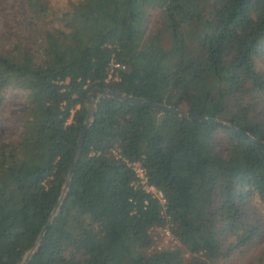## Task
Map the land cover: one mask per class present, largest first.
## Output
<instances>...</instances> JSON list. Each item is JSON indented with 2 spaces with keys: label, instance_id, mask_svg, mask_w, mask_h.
Returning a JSON list of instances; mask_svg holds the SVG:
<instances>
[{
  "label": "trees",
  "instance_id": "trees-1",
  "mask_svg": "<svg viewBox=\"0 0 264 264\" xmlns=\"http://www.w3.org/2000/svg\"><path fill=\"white\" fill-rule=\"evenodd\" d=\"M23 3L26 32L0 45V264H21L36 246L87 95L104 87L235 124L256 141L100 99L69 187L22 264L225 263L253 246L264 233L250 207L264 208V0H69L59 13L51 0ZM111 60L125 69L108 79ZM8 90L26 107L18 137L5 141ZM218 132L226 156L216 150ZM133 161L164 203L133 185ZM165 225L178 247L146 252L151 229ZM243 264H264V246Z\"/></svg>",
  "mask_w": 264,
  "mask_h": 264
},
{
  "label": "rangeland",
  "instance_id": "rangeland-1",
  "mask_svg": "<svg viewBox=\"0 0 264 264\" xmlns=\"http://www.w3.org/2000/svg\"><path fill=\"white\" fill-rule=\"evenodd\" d=\"M69 0H51V4L56 13L62 11ZM149 20L148 31L156 26V14L151 13ZM26 12L23 0H0V45L7 46L11 40L18 36H22L26 32ZM167 36V35H166ZM164 44H169L168 37H164ZM26 107V102L21 92L15 90H8L4 96L3 106L1 107V115L5 118L6 126L1 133V139L5 141L15 140L20 132V124L18 122L19 112ZM227 142L226 136L218 132L216 136V150L222 156H226L225 145ZM252 217L254 219L264 218V208L257 202L251 205ZM153 242L146 252H151L156 249L177 248L179 243L171 233L167 225L151 229ZM264 246V233L256 239L253 246L243 254H236L232 260L223 263L221 261L208 262V264H243L249 258L256 254ZM191 255L188 252L183 253L184 258H189Z\"/></svg>",
  "mask_w": 264,
  "mask_h": 264
},
{
  "label": "water",
  "instance_id": "water-1",
  "mask_svg": "<svg viewBox=\"0 0 264 264\" xmlns=\"http://www.w3.org/2000/svg\"><path fill=\"white\" fill-rule=\"evenodd\" d=\"M105 97H109V98H113V99H117L120 101H127L130 104H132L133 106L136 107H149L152 109H157V110H161V111H173L176 112L180 117L185 118V119H189V120H197L203 123H209V124H219L221 126H225L227 128H230L232 131L242 135L243 137H247L250 138L253 141H256V139L254 138V136L240 128L239 126H236L235 124L232 123H228L226 121L223 120H219L215 117L212 116H208V115H202L193 111H187L185 109H181V108H177L175 106L172 105H167L164 103H158L155 101H150V100H143V99H139L131 94H127L124 92H117V91H113L109 88H93L87 95V101H88V105H87V115L85 117L84 123H83V127L81 128L78 138H77V143L75 146V149L72 153L70 162L65 170L64 173V178H63V186H62V190H61V195L59 196V200L57 202V204L55 205L52 215L49 218V220L47 221V223L43 226L40 234H39V238L36 242V246L38 244V241L40 239V237L43 235V233L45 232L46 228L48 227V225L50 224L51 220L53 219L55 213L57 212L59 205L66 193V190L69 187V182H70V178H71V174L73 172V169L77 163V160L79 158L80 152H81V148H82V144H83V139H84V135L85 132L88 128V126L90 125L92 119H93V107L95 106V104L102 98ZM262 143L264 144V141H262ZM35 246V247H36ZM35 247L33 249H31L23 258L22 263L27 259V257L34 251ZM21 263V264H22Z\"/></svg>",
  "mask_w": 264,
  "mask_h": 264
},
{
  "label": "built area",
  "instance_id": "built-area-1",
  "mask_svg": "<svg viewBox=\"0 0 264 264\" xmlns=\"http://www.w3.org/2000/svg\"><path fill=\"white\" fill-rule=\"evenodd\" d=\"M109 66L110 67H109V72L107 76L108 79L112 77L115 69H118V68L125 69V65L115 62L114 60H111ZM113 152L114 154H117L116 150H113ZM129 165L135 175V180L133 181V185L140 186L146 192L151 193L153 197L158 198L161 203H164L165 198L163 196V193L148 183L145 168L141 165V163L139 161H133L129 163Z\"/></svg>",
  "mask_w": 264,
  "mask_h": 264
}]
</instances>
